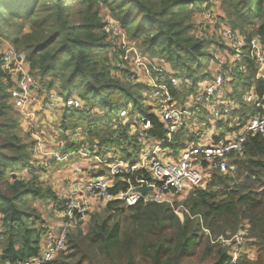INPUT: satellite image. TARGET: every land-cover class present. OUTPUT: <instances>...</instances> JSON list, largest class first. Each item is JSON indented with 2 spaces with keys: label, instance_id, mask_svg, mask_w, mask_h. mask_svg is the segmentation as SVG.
Masks as SVG:
<instances>
[{
  "label": "trees",
  "instance_id": "obj_1",
  "mask_svg": "<svg viewBox=\"0 0 264 264\" xmlns=\"http://www.w3.org/2000/svg\"><path fill=\"white\" fill-rule=\"evenodd\" d=\"M216 1L227 25L241 32L249 29L264 43V0H0V38L11 44L34 75L49 79V85L58 83L65 99L80 91L76 96L90 110L105 113L110 108L104 124V113L88 115L82 124L90 137H97L101 126L109 128L112 122L113 100L145 113L141 91L146 89L142 83L119 79L108 65L111 44L102 30V14L116 21L141 53L196 86L211 76L213 63L206 42L193 35V17L203 5ZM252 65L245 60L243 69L232 70V97L238 87L241 92L252 87L257 95L264 92V81L255 80ZM9 97L8 71L0 61V256L19 263L41 257L48 230L37 203L55 195L38 176L24 180L19 175L30 161V141L21 135ZM238 101L243 125L258 110ZM77 115L63 112L62 127ZM149 120V136L162 138V124L153 116ZM112 128L113 134L118 128ZM122 134L126 137L125 131ZM106 143L115 142H99ZM228 163L233 170L226 174L215 170L204 188L185 196L181 217L166 204L110 202L89 215L85 232L79 226L69 228L65 250L46 264H230L229 247L218 239L231 238L245 225L256 256L240 255L235 264H264V137L247 136L242 151L231 155ZM119 189L126 185L120 183L112 191Z\"/></svg>",
  "mask_w": 264,
  "mask_h": 264
},
{
  "label": "built area",
  "instance_id": "obj_2",
  "mask_svg": "<svg viewBox=\"0 0 264 264\" xmlns=\"http://www.w3.org/2000/svg\"><path fill=\"white\" fill-rule=\"evenodd\" d=\"M102 18V30L111 44L106 53L108 65L119 79L131 82L143 79L142 84L149 92L148 95L145 89L141 91L145 113L134 111L131 104H122L118 120L122 125L128 124V128L120 130L113 125L112 129L116 130L107 140L115 143L106 147L96 139L92 143L87 141L84 138L86 130H70L62 127L61 123L63 112L95 115L98 110H90L78 96L65 99L61 96L59 84L54 82L49 85V79L34 75L12 46L0 49V61L8 71V102L18 114L20 126L30 141V161L24 168L23 179L38 176L41 185L48 187L47 173L55 172V167L61 166L60 173L68 171L63 177L70 181L65 193L67 201L63 202L61 209L65 217L64 225L57 235L43 241L41 257L12 263L0 256V264H46L54 261L58 253L66 248L68 229L79 226L85 232L89 215L110 202L119 201L128 206L137 203L166 204L181 217L182 208L175 196L185 198L188 193L204 188L215 170L224 174L233 170L228 160L231 155L242 151L247 136L264 137V92L257 95L252 87L246 93V103L253 105L258 112L249 116L243 125L230 117L233 104L228 97L233 96L231 72L234 68L243 69L245 60L253 64L255 80L264 81V43L249 29L241 32L227 25L217 2L203 5L194 13L193 35L206 42L205 48L214 67L211 76L202 79L196 86H192L187 79L174 76L167 64L146 58L135 41L132 40L131 44L116 21L107 14ZM151 116L162 124L164 134L160 139L148 134L152 129ZM194 120L196 124H201L199 129L193 128L190 138L194 135L203 138L204 131L216 130L227 120L229 128L208 136L200 143L189 141L182 143L181 147H174V135ZM202 127L210 128L202 131ZM61 135L72 140L69 148L64 149ZM142 148L146 152H142ZM174 149H178L177 156L172 155ZM126 151L130 153L125 156ZM83 161V168L75 167ZM139 173H142L141 177L136 176ZM43 175H46L45 180ZM120 183H124L126 189L113 192ZM140 188L145 191L140 192ZM184 213L188 215L187 211ZM246 229L245 225L231 238L218 239L222 246L229 247L230 264H235L240 255L251 259L256 256V250L248 243Z\"/></svg>",
  "mask_w": 264,
  "mask_h": 264
},
{
  "label": "rangeland",
  "instance_id": "obj_3",
  "mask_svg": "<svg viewBox=\"0 0 264 264\" xmlns=\"http://www.w3.org/2000/svg\"><path fill=\"white\" fill-rule=\"evenodd\" d=\"M216 2H217V5L219 6L220 5L219 1H216ZM105 14H107V13L104 12V14H102V15L104 16ZM131 44H132V41H131ZM10 46H11V44L8 41L2 40V38H0V49L4 50ZM131 46L136 48V46H134V45H131ZM145 57L150 59V60L155 61V58H151L147 55H145ZM213 69H214V67L212 65L211 74H212ZM141 75L142 74H139L138 76H141ZM199 75H201V74L199 73ZM142 80L143 79H141V81L135 82V83L144 82ZM186 85H188V87H190V84H186ZM235 88H236V85H235ZM145 90H146L147 94L149 95V92L147 91V89H145ZM242 90H243L242 87H238L236 89V91H238L239 99L242 98L244 93L248 92V91H243V93H241ZM76 94L78 95V94H82V93H80V91H76V93L73 95L76 96ZM87 98L90 99L91 98L90 95H87ZM214 102L217 103V99H215ZM122 107H123V105L119 99L112 101L111 109L114 111L113 113H111L113 115V117L111 119L112 122L110 123L109 128L103 127L104 125L101 126V128L97 131V134H98L97 137L94 136V134H91L92 137H90L89 128L87 126L82 125V124H85L87 122L88 115H92V114H89L88 112L84 113V114H80V115H77L75 112H73L72 114L77 115V117H75L74 119H68L67 118L65 121L66 125H67L66 127H68L70 130H73L74 128H80L82 132H84L86 130L87 135L84 138L87 139V141H89L90 143L94 142L95 139L98 140L99 142H101L105 139L111 138L112 132H111L110 128L112 125H116L117 128L120 130L128 128V124L122 125V124H120V121L118 120V112ZM247 107H249L248 104H247ZM104 110H105L106 115L103 111H99V113L96 114V115H100L102 112L104 113L105 117L103 118L102 124H104V121L107 118V115L110 114L109 113V111H110L109 107H106ZM250 112H251L250 110L247 111V113H250ZM12 113L17 118H19L18 114L15 111H12ZM78 117H79V120H80V118H82V122H79ZM131 119H132V117H131ZM113 122H115V123L113 124ZM61 123H63L62 120H61ZM209 128L202 127V131H204L205 129H209ZM21 135H23L29 141V137L24 131H23V134L21 133ZM179 135H182L181 131L179 132ZM60 142H61V144L64 145V149L69 148L73 144L72 140H70L65 135L60 136ZM79 143L80 142L76 143V145H78ZM153 144H155V143H153ZM107 145L108 144L106 143V145H101V146L106 147ZM99 148H100V146H99ZM174 150H175V152H173L172 155L177 156L178 149H174ZM132 151H134V150H132ZM141 151L146 152L145 148H142ZM129 153L130 152H128L126 155H129ZM135 153H136V151H135ZM132 154L135 157L137 156L134 153H132ZM168 156L171 157V155H168ZM75 166H76V168H78V167L83 168L85 166V162L84 161L79 162ZM62 169L63 168L61 166H57L54 169L55 172L47 173L48 178L46 180L48 181V184L51 187V188L50 187L49 188L54 193L56 200H54L55 198L53 200L52 199L51 200L46 199V200L38 201V203H37L38 209L40 210V212L42 214L41 216L45 219L44 227H46V229L48 230L47 234L44 236L43 241H45V239L53 238L55 235H57L60 232L62 225H64L62 220H65V217L61 213V209H63V202L66 203V201H67L65 199V193L69 189L70 181L65 180V178L63 177L68 173V171H64V172L60 173V171ZM72 169L74 170L75 167H73ZM84 173L86 174V172H84ZM42 178L45 180L46 175H43ZM183 198H184V196H182V197L175 196L174 197V199L179 202V205L183 201L182 200Z\"/></svg>",
  "mask_w": 264,
  "mask_h": 264
},
{
  "label": "crops",
  "instance_id": "obj_4",
  "mask_svg": "<svg viewBox=\"0 0 264 264\" xmlns=\"http://www.w3.org/2000/svg\"><path fill=\"white\" fill-rule=\"evenodd\" d=\"M243 93V92H241ZM228 92H226V95L228 96ZM230 98V100L232 101V104H233V107H232V111L230 113V117L231 118H236L240 123H241V118H240V114H239V110H240V105H239V101L238 100H242L241 102L243 103H246L245 101V96L243 95L242 98L239 99V95H238V92L235 91V97H232V96H228ZM203 116H206V115H203ZM196 120L194 121H190L186 127L181 131L182 135H179V133L175 134L174 135V143H173V146L174 147H181L182 143L184 142H192L194 144L196 143H200L202 140H207V137L208 136H214L217 132L222 133L226 128H229V124H228V120L227 121H224L222 122L221 124V127H217L216 130H211L210 132H205L204 131V137H200L198 135H194L193 137L190 138L191 136V133H192V130L193 128H196V129H199L200 127V124H196L195 123ZM199 122H201L199 120ZM231 122V119L230 121ZM198 137V139L196 138ZM131 150V149H130ZM128 151V150H127ZM127 151L125 152V156H126V153ZM76 167V166H75ZM23 172H24V169L19 173V175H23ZM64 172V171H63ZM0 223H1V218H0Z\"/></svg>",
  "mask_w": 264,
  "mask_h": 264
},
{
  "label": "water",
  "instance_id": "obj_5",
  "mask_svg": "<svg viewBox=\"0 0 264 264\" xmlns=\"http://www.w3.org/2000/svg\"><path fill=\"white\" fill-rule=\"evenodd\" d=\"M139 191H140V192H144V191H145V189H143V188H140V189H139Z\"/></svg>",
  "mask_w": 264,
  "mask_h": 264
}]
</instances>
